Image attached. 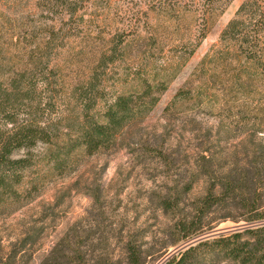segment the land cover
I'll use <instances>...</instances> for the list:
<instances>
[{"label":"trees","instance_id":"trees-1","mask_svg":"<svg viewBox=\"0 0 264 264\" xmlns=\"http://www.w3.org/2000/svg\"><path fill=\"white\" fill-rule=\"evenodd\" d=\"M207 1L212 12L223 10L230 0ZM77 10L68 9L70 14ZM43 32L25 56L19 51L14 58L6 50V70H0L5 72L0 77V215H10L39 196L43 178L36 167L40 164L47 166V175H62L81 156L126 145V136L154 107L173 76L164 69L160 74L143 73V58L138 56L134 90L118 94L94 111L93 71L116 57L100 52L92 58L88 75L68 85L62 77L63 65L57 63L51 70L57 78L51 81L44 78V68L49 67L50 54L65 47L59 43L63 33L53 25ZM180 103L198 107L214 122L209 126L203 120L186 119L192 136L182 154L183 173L157 198L156 207L172 215L174 237L169 245L198 238L225 221L248 226L188 243L162 264H264V224H260L264 220V0H245L239 6L221 31L218 47L202 58L164 113L174 112ZM61 104L63 110L52 116ZM169 148L170 159L157 153L167 167L178 154L176 145ZM198 183L202 193L187 197ZM185 201L187 207L182 209ZM35 239L29 234L22 245ZM122 250L121 259L89 257L64 234L39 264H145L141 244L127 238ZM211 250L216 254L202 260ZM220 255L229 260H213Z\"/></svg>","mask_w":264,"mask_h":264},{"label":"rangeland","instance_id":"rangeland-1","mask_svg":"<svg viewBox=\"0 0 264 264\" xmlns=\"http://www.w3.org/2000/svg\"><path fill=\"white\" fill-rule=\"evenodd\" d=\"M244 1L230 0L223 10L210 12L207 0H0V70H6V50L14 58L19 51L25 56L47 25L61 28L59 43L65 47L50 54L44 78H57L51 70L60 63L65 84H74L88 75L92 58L100 52L116 57L93 71L94 111L102 110L118 94L134 90L138 56L143 58V73L160 74L164 69L173 74L154 107L126 136V145L81 156L62 175H47L45 164L36 167L43 178L39 196L10 215H0V264H39L64 234L89 257L113 260L123 257V242L128 238L141 244L145 264H162L168 255L208 233L170 246L172 215L157 208L156 202L172 186L171 180L183 173L182 154L192 136L186 119L203 120L209 126L214 119L184 103L172 113L164 109L186 86L202 58L218 47L221 31ZM75 6L78 10L70 14L68 9ZM71 26L76 29L71 31ZM37 82L40 86L41 77ZM64 106H55L52 116ZM175 145L178 154L167 167L157 153L170 159L169 147ZM201 193L198 183L187 197ZM236 224L242 222L225 221L214 229ZM29 234L36 239L23 246ZM211 251L202 260L216 254ZM213 260L229 259L220 255Z\"/></svg>","mask_w":264,"mask_h":264},{"label":"water","instance_id":"water-1","mask_svg":"<svg viewBox=\"0 0 264 264\" xmlns=\"http://www.w3.org/2000/svg\"><path fill=\"white\" fill-rule=\"evenodd\" d=\"M262 223H264V220L262 221ZM248 225L247 224H236L235 226H233L232 228H226V229H213L211 231H209L206 235H204L203 237H200L194 241H198L199 239H202V238H210V237H214V236H217L221 233H225L226 231H235V230H239V229H243L245 227H247ZM193 242V241H192ZM191 243V242H190Z\"/></svg>","mask_w":264,"mask_h":264}]
</instances>
